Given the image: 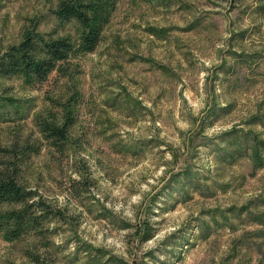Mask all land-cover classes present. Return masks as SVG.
<instances>
[{"label":"rangeland","instance_id":"rangeland-1","mask_svg":"<svg viewBox=\"0 0 264 264\" xmlns=\"http://www.w3.org/2000/svg\"><path fill=\"white\" fill-rule=\"evenodd\" d=\"M59 1L0 0V55L75 39ZM0 171L44 204L0 264H264V0H117L92 51L0 75Z\"/></svg>","mask_w":264,"mask_h":264},{"label":"trees","instance_id":"trees-1","mask_svg":"<svg viewBox=\"0 0 264 264\" xmlns=\"http://www.w3.org/2000/svg\"><path fill=\"white\" fill-rule=\"evenodd\" d=\"M116 3L117 0H60L54 10L55 17L62 22L75 21L79 27L76 38H52L26 32L18 44L0 55V75H22L31 83L42 81L58 63L92 51ZM47 129L50 137H59L58 127ZM29 197H32L30 192L19 185L15 176L0 171V205L20 204L0 213V229L10 241L19 239L23 232L37 229L39 217L35 214L38 209H44V204L32 198L28 202Z\"/></svg>","mask_w":264,"mask_h":264}]
</instances>
